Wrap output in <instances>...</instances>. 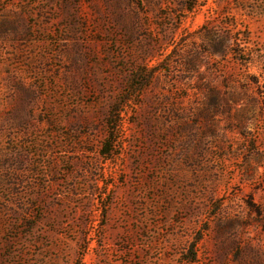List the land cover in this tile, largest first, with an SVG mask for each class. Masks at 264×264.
I'll return each mask as SVG.
<instances>
[{"label": "rangeland", "instance_id": "rangeland-1", "mask_svg": "<svg viewBox=\"0 0 264 264\" xmlns=\"http://www.w3.org/2000/svg\"><path fill=\"white\" fill-rule=\"evenodd\" d=\"M0 264H264V0H0Z\"/></svg>", "mask_w": 264, "mask_h": 264}, {"label": "trees", "instance_id": "trees-1", "mask_svg": "<svg viewBox=\"0 0 264 264\" xmlns=\"http://www.w3.org/2000/svg\"><path fill=\"white\" fill-rule=\"evenodd\" d=\"M123 101L119 100V102L117 103V106L114 107L113 111L111 112V115L109 117L108 120V124L111 125L113 123V125H116L117 121L116 119L120 116V108L123 105ZM113 144V139H112V135L109 136V138L106 140L105 144L103 145V155H107V149L109 145ZM83 259V256L81 255V260Z\"/></svg>", "mask_w": 264, "mask_h": 264}]
</instances>
